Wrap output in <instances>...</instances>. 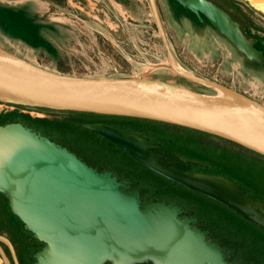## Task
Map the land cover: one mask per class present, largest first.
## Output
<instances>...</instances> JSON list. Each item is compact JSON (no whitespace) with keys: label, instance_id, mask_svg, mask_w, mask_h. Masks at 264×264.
I'll use <instances>...</instances> for the list:
<instances>
[{"label":"water","instance_id":"obj_1","mask_svg":"<svg viewBox=\"0 0 264 264\" xmlns=\"http://www.w3.org/2000/svg\"><path fill=\"white\" fill-rule=\"evenodd\" d=\"M208 23L243 64H264L231 17L208 0H174ZM150 8L179 77L225 92L229 99L169 83L130 77H85L41 67L0 47V104L55 114L69 112L133 118L204 133L264 157V106L222 85L178 67L165 38L155 0ZM22 3L0 0V9ZM0 34L12 38L0 28ZM112 142L154 173L231 209L264 231V202L246 197L226 177L183 172L162 163L158 142L109 125H82ZM182 163L209 166L174 155ZM0 194L25 231L43 243L33 264H241L228 261L224 248L208 239L197 219L174 204L142 205L110 172H98L74 153L14 122L0 125ZM14 264H19L10 242ZM5 264L8 259L0 247Z\"/></svg>","mask_w":264,"mask_h":264},{"label":"rangeland","instance_id":"obj_2","mask_svg":"<svg viewBox=\"0 0 264 264\" xmlns=\"http://www.w3.org/2000/svg\"><path fill=\"white\" fill-rule=\"evenodd\" d=\"M217 1H222L243 24L250 22L254 30L264 33V11L258 6L264 4V0ZM134 2L130 9L115 0H93L91 8L86 11L77 5L61 11L51 10L49 15L60 28L51 45L45 47L39 41L29 44L15 39L12 43L5 36L11 47L6 45L16 55L61 74L147 79L180 85L199 93H213L211 89L175 74L168 63L149 0ZM40 4L34 3V7L46 6V3ZM155 4L169 48L181 68L264 106L262 73L249 70L216 34L209 36L205 44L188 33L178 31L171 23V5L162 3V0H155ZM75 11L83 15L82 19L73 17H78ZM188 19L192 24V19ZM14 122L65 147L98 172L107 171L119 181L128 182L130 190L140 193L142 205L160 201L181 207L185 215L197 219V226L208 232L210 239L229 252L230 260L242 264H264V232L260 228L222 204L154 173L112 142L82 125H109L161 143L173 155L208 162L210 166L203 167L182 163L166 155L164 163L183 172L224 176L237 182L246 197L263 202L264 159L225 141L160 124L112 116L79 117L0 104V125ZM22 225L20 222L21 229ZM0 237L7 239L2 228ZM34 240L29 248L18 249L20 264L35 262L34 255L42 249L43 243ZM2 251L8 259L6 251ZM0 264H5L1 256Z\"/></svg>","mask_w":264,"mask_h":264},{"label":"flooded vegetation","instance_id":"obj_3","mask_svg":"<svg viewBox=\"0 0 264 264\" xmlns=\"http://www.w3.org/2000/svg\"><path fill=\"white\" fill-rule=\"evenodd\" d=\"M22 1L23 4L20 9H0V28L6 33H8L16 41L23 40L29 44H34L39 41L45 47L51 45L52 39H55V37L59 35L60 28L56 25L55 20H53L49 14L51 13V10L61 11V9H59L56 4L53 3V1L57 2L59 0ZM115 1L119 2L120 4H123V6H126V8L129 9L133 8V5L135 3V0ZM208 1L214 3L221 10L226 12L231 17V19H233L239 25V28L241 29L242 33L252 43L254 48L261 52V54L264 56V33H259L254 30L252 23L250 22H246L245 24H243L242 21L234 17L231 11H229V9L223 5L222 1ZM38 2L41 4L46 3V6H42L41 8L34 7V3L36 4ZM162 3H168V5H171V11L169 12L172 18L171 23L175 26V28L178 29V31H182V33H188L192 38L194 37L195 39H200L199 42L205 44L207 43L208 37L212 36L213 33L215 34L214 30L208 23H206L205 21L199 22L194 15L189 13L187 10L183 9L174 0H162ZM76 14L78 17H76V15H73V17H75L76 19H82L83 15H81L79 12H77ZM188 18L192 19V24L189 22ZM9 39L12 43L15 42L13 41V39ZM6 44L10 45V43L8 44V41L6 40L5 36L3 34H0V47L11 51L8 48L11 47V45L7 47ZM245 66L251 71L262 73L264 78V64L258 65L254 63H247L245 64ZM159 155L164 157L162 163L165 162L166 155L174 157L173 154H171L168 150L164 152H159ZM19 225V220L14 215H12L9 210L8 201L0 194V228L4 229L7 240L12 245L17 261L20 264V254L18 249H20V247L29 248V246L32 245L35 240L32 237V234L27 233L23 230V225L22 229L19 227ZM25 233L27 235H25ZM218 245L220 244L218 243ZM0 247H2V249L6 251V254H8L10 264H14L11 252L8 246L2 240H0ZM225 251L228 254V260L232 261L229 259V252L226 249Z\"/></svg>","mask_w":264,"mask_h":264},{"label":"crops","instance_id":"obj_4","mask_svg":"<svg viewBox=\"0 0 264 264\" xmlns=\"http://www.w3.org/2000/svg\"><path fill=\"white\" fill-rule=\"evenodd\" d=\"M8 2H10L11 4H18V3H22L23 4V1L21 0V1H19V0H14V1H10V0H8ZM92 2H93V0H59V1H53V3L54 4H56V6L59 8V9H61V10H63L62 8H71V6H73V5H77V7L78 8H82V9H84L85 11L86 10H88V9H90L91 8V5H92ZM76 12V11H75ZM77 13V12H76ZM163 145V144H162ZM164 146V145H163ZM165 147V146H164ZM166 149V148H165ZM166 151H167V149H166ZM174 156V155H173ZM175 157V156H174ZM176 158V157H175ZM177 159V158H176ZM178 160V159H177ZM181 162V161H180ZM204 162V161H203ZM205 163H208V162H205ZM187 164V163H186ZM209 164V166H210V163H208ZM209 166H207V167H209ZM203 167H205V166H203ZM221 176V175H220ZM224 177V176H223ZM229 179V178H228ZM241 188V187H240ZM242 190V189H241ZM166 203V202H165ZM167 204H169V203H167ZM224 206V205H223ZM231 210V209H230ZM234 212V211H233ZM240 216V215H239ZM243 218V217H242ZM246 220V219H245ZM249 222V221H248ZM254 225V224H253ZM202 231H204L202 228H200ZM205 232V231H204ZM264 232V231H263ZM207 234H208V232H207ZM208 237V236H207ZM208 239H209V237H208ZM210 240H212V239H210ZM213 242H215L214 240H212ZM215 243H217L218 244V242H215ZM220 246V245H219ZM221 247V246H220ZM222 248H224V247H222Z\"/></svg>","mask_w":264,"mask_h":264},{"label":"trees","instance_id":"obj_5","mask_svg":"<svg viewBox=\"0 0 264 264\" xmlns=\"http://www.w3.org/2000/svg\"><path fill=\"white\" fill-rule=\"evenodd\" d=\"M67 114H69V115H75V116H79V117H94V118L95 117H109V116H101V115H95V114L77 113V112H69ZM116 118L117 119H125V120L145 121L147 123L160 124V125H163L164 127H168V128L185 130L187 132L194 133V134H198V135H201V136H209V137H212V136L207 135V134H204V133H200V132H196V131H193V130H189V129H185V128H180V127H176V126H172V125H168V124L158 123V122H152V121H146V120H139V119H133V118H122V117H116ZM222 141H224V140H222ZM225 142H227V141H225ZM227 143H229V142H227ZM229 144H231V145H233L235 147H238L241 150L246 151V152H248V153H250L252 155H255V156L259 157V158L264 159V157H261V156L255 154V153H253V152H250L248 150H245V149H243V148H241L239 146H236V145H234L232 143H229Z\"/></svg>","mask_w":264,"mask_h":264},{"label":"bare ground","instance_id":"obj_6","mask_svg":"<svg viewBox=\"0 0 264 264\" xmlns=\"http://www.w3.org/2000/svg\"><path fill=\"white\" fill-rule=\"evenodd\" d=\"M254 1H252L251 3L252 4H254L253 3ZM257 4V3H256ZM259 4V3H258ZM254 6V5H253ZM259 6V9H261V10H263L264 11V4H259L258 5ZM255 8H257V6L255 7ZM258 9V8H257ZM178 67L179 68H181L179 65H178ZM181 69H183V68H181ZM183 70H185V69H183ZM186 71V70H185ZM188 72V71H187ZM198 84V83H197ZM172 85H174V86H177V87H182V88H185V89H189V88H186V87H183V86H180V85H176V84H172ZM201 85V84H200ZM203 86H205V87H207V88H209V89H211L212 91H213V93H207L208 95H213V96H216V97H220V98H226V99H228V100H230L229 99V96L228 95H226L225 94V92H223V91H221V90H218V89H216V88H213V87H210V86H207V85H203ZM189 90H191V89H189ZM192 91H194V90H192ZM32 110V109H31Z\"/></svg>","mask_w":264,"mask_h":264}]
</instances>
